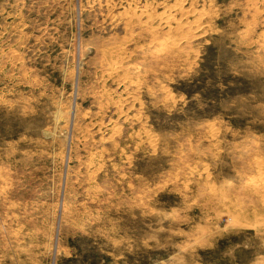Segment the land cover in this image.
<instances>
[{
    "label": "rangeland",
    "instance_id": "rangeland-1",
    "mask_svg": "<svg viewBox=\"0 0 264 264\" xmlns=\"http://www.w3.org/2000/svg\"><path fill=\"white\" fill-rule=\"evenodd\" d=\"M0 264H264V0H0Z\"/></svg>",
    "mask_w": 264,
    "mask_h": 264
},
{
    "label": "bare ground",
    "instance_id": "bare-ground-1",
    "mask_svg": "<svg viewBox=\"0 0 264 264\" xmlns=\"http://www.w3.org/2000/svg\"><path fill=\"white\" fill-rule=\"evenodd\" d=\"M194 1V0H193ZM182 5V4H181ZM128 6V5H127ZM177 7V6H176ZM187 11V10H186ZM256 13V12H255ZM123 14V13H122ZM132 14V13H131ZM183 17V16H182ZM253 21V20H252ZM176 31V30H175ZM165 38H167V37H165ZM164 38V39H165ZM168 39V38H167ZM148 44H150V43H148ZM113 64V63H112ZM133 68V67H132ZM117 71H119L120 72V70H117ZM124 73V72H123ZM259 165V164H258ZM261 169V168H260ZM262 175H263V173H262ZM254 178V177H253ZM251 179V178H250ZM254 180V179H253ZM252 181V180H251ZM257 180H255V182H256ZM259 183H260V181H259ZM253 184V183H252ZM229 185H231V183H229ZM228 185V186H229ZM258 185V184H257Z\"/></svg>",
    "mask_w": 264,
    "mask_h": 264
}]
</instances>
